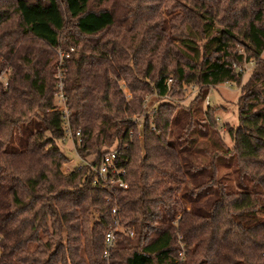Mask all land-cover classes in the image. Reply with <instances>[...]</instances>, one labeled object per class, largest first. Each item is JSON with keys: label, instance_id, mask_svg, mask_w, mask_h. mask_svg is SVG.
<instances>
[{"label": "trees", "instance_id": "trees-1", "mask_svg": "<svg viewBox=\"0 0 264 264\" xmlns=\"http://www.w3.org/2000/svg\"><path fill=\"white\" fill-rule=\"evenodd\" d=\"M263 50L264 0H0V264H264ZM60 51L84 162L66 173ZM222 83L238 88L230 147L200 106ZM183 85L197 92L178 108L165 98ZM109 148L125 189L92 183ZM113 208L131 235L104 260Z\"/></svg>", "mask_w": 264, "mask_h": 264}, {"label": "rangeland", "instance_id": "rangeland-1", "mask_svg": "<svg viewBox=\"0 0 264 264\" xmlns=\"http://www.w3.org/2000/svg\"><path fill=\"white\" fill-rule=\"evenodd\" d=\"M70 51V50H69ZM239 51H241L239 49ZM57 56V67H55V73H54V79H55V85H54V93H53V104L56 106L57 110H61L64 108L63 104V98H61V92L60 89L62 87V79L64 77V68H63V61L62 57L66 58L67 56L65 54H61L60 52H56ZM261 59H264V50L261 53ZM239 65H242V62L239 63ZM246 68H249L248 65L245 66ZM253 67V66H252ZM250 73V70L245 72L244 74H241L240 81H245ZM0 82L4 84V76L1 75ZM117 85L122 90L124 96L128 99L129 94L127 93V90L125 89V85L123 81H118ZM197 92V87L192 85H183L181 87L180 94L176 96H171L170 98H165L166 100L172 101L178 108H185L189 105V103L194 98L195 94ZM238 96V88L231 83L228 84H219L215 88L208 89L206 92V96L202 103L200 104L202 108V112L205 111L206 107H214L212 113L216 117V132L219 137H221L222 142L225 144V146L230 147V141L225 135V126H235L237 123V113H236V106L235 101ZM159 99H157L155 96L150 95L147 96V98L144 101L145 105V112H149L152 106H154ZM66 109V108H65ZM141 116L132 118L136 123H139L141 121ZM72 137H69V135L64 134L63 138L57 142V145L59 149L65 154L68 161L64 165H62L61 170L62 172L66 173L71 170H73L75 167L79 165V158L76 156L74 152V146L73 141L71 139ZM231 171V168L226 166H220L219 173L220 175H228ZM228 183L229 185L232 184V177L231 174L228 175ZM232 186V185H231ZM232 188V187H231ZM1 250V249H0Z\"/></svg>", "mask_w": 264, "mask_h": 264}, {"label": "built area", "instance_id": "built-area-1", "mask_svg": "<svg viewBox=\"0 0 264 264\" xmlns=\"http://www.w3.org/2000/svg\"><path fill=\"white\" fill-rule=\"evenodd\" d=\"M248 65L249 68H246L245 66ZM253 66V63L251 60L245 61L244 58L242 60V65L239 64H232L231 68L234 72L236 73H240V74H244L245 72H247L248 70H251ZM169 82V80H168ZM224 84H228V83H224ZM61 92V89H60ZM61 98H63V104H64V97L61 94ZM61 113V119L63 121V130L64 133L69 135V137H71V131L69 130V126H68V122H67V117H68V111L67 109H65V106L63 109L58 110ZM75 137L78 138L79 134L78 131L75 132ZM117 158V152L115 150V148H109L105 153H103L100 156V160L97 166H95L92 171H93V184H99V183H104V184H113V183H117L119 187H121L122 189H125V185L119 181L118 179L116 180H112L111 177H108L109 174H116L119 175L122 173V171H118L115 169L114 166V161ZM81 162V161H80ZM84 164V162H81ZM79 163V164H81ZM111 215L113 217V223H112V227H110L103 236V250H102V258L104 260H107L109 257V250L112 248L113 246V239H114V233L115 232H122V233H128L129 235H131L130 231H125L123 230L117 222L116 219V212L115 209L113 208L111 210ZM177 256L179 257V259H181L182 254L178 253Z\"/></svg>", "mask_w": 264, "mask_h": 264}]
</instances>
